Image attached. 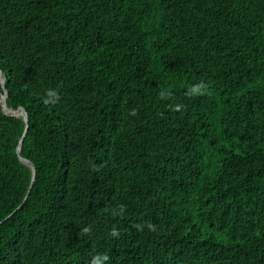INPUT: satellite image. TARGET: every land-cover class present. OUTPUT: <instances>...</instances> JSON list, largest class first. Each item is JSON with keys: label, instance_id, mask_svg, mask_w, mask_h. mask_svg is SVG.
Masks as SVG:
<instances>
[{"label": "trees", "instance_id": "obj_1", "mask_svg": "<svg viewBox=\"0 0 264 264\" xmlns=\"http://www.w3.org/2000/svg\"><path fill=\"white\" fill-rule=\"evenodd\" d=\"M0 69V264H264V0H0Z\"/></svg>", "mask_w": 264, "mask_h": 264}, {"label": "water", "instance_id": "obj_2", "mask_svg": "<svg viewBox=\"0 0 264 264\" xmlns=\"http://www.w3.org/2000/svg\"><path fill=\"white\" fill-rule=\"evenodd\" d=\"M0 80H1L2 85H4V84H5V75L3 74V71H2L1 69H0ZM6 99H7V92L5 91V94H4L3 97H2V107H3V111H4L6 114L11 115V116H20V114H18L19 110L14 111V110H12L11 108H8V107H7V105H6ZM9 111H11V112H9ZM21 116L24 117L25 121H26L27 124H28V114H27V112H26L25 110L22 111ZM26 134H27V128L25 129V132L23 133V136H22V138H21V141H20L19 147H18V149H17V153H18L19 155H20L21 148H22V142H23V139H24V137L26 136ZM20 159H21V161H22L23 163H25L27 166H29V167L33 170V173L35 174V171H36V170H35V166H34V164H33L31 161H29V160H27V159H24L23 157H20ZM32 186H33V182H32V184H31L29 190L32 188Z\"/></svg>", "mask_w": 264, "mask_h": 264}, {"label": "bare ground", "instance_id": "obj_3", "mask_svg": "<svg viewBox=\"0 0 264 264\" xmlns=\"http://www.w3.org/2000/svg\"><path fill=\"white\" fill-rule=\"evenodd\" d=\"M18 114H20V116H21V114H22V111H19V112H18Z\"/></svg>", "mask_w": 264, "mask_h": 264}, {"label": "clouds", "instance_id": "obj_4", "mask_svg": "<svg viewBox=\"0 0 264 264\" xmlns=\"http://www.w3.org/2000/svg\"><path fill=\"white\" fill-rule=\"evenodd\" d=\"M116 233L114 232L113 235H115ZM104 259H107V257H104Z\"/></svg>", "mask_w": 264, "mask_h": 264}]
</instances>
